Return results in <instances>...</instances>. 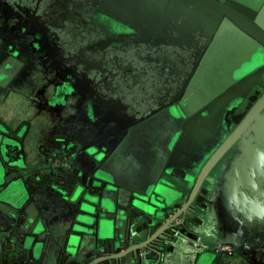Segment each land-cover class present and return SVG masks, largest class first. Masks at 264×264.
Returning <instances> with one entry per match:
<instances>
[{"label": "water", "instance_id": "1", "mask_svg": "<svg viewBox=\"0 0 264 264\" xmlns=\"http://www.w3.org/2000/svg\"><path fill=\"white\" fill-rule=\"evenodd\" d=\"M39 4L48 34L58 36L62 24L71 38L92 33L104 61L148 54L157 65L175 52L182 60L156 104L144 84L123 78L124 97L100 107L119 143L102 145L100 157L86 152L89 171L79 155L65 165L35 157L27 124L20 134L14 121L0 122V264H228L219 249L228 245L264 264V0ZM91 12L111 21L116 38L105 41ZM131 66L139 72L145 62ZM4 69L0 88L18 72L12 62ZM252 90L260 96L222 141V123ZM118 110L125 113L116 121L108 114ZM202 191L212 194V210L197 215L192 203Z\"/></svg>", "mask_w": 264, "mask_h": 264}, {"label": "flooded vegetation", "instance_id": "2", "mask_svg": "<svg viewBox=\"0 0 264 264\" xmlns=\"http://www.w3.org/2000/svg\"><path fill=\"white\" fill-rule=\"evenodd\" d=\"M75 1L72 0V3ZM96 13L88 14L96 30L102 33L105 41L116 38L111 21L98 18ZM39 17V0H0V72L5 70L7 62L14 63L18 69L8 86L0 88V122L9 126V120L14 121L13 127L15 130L21 128L20 134L26 131L23 125L27 124V136L33 141L31 151L35 157L42 155V160H46L49 156H56L57 164L65 165L79 155L81 163L89 171L94 165L86 152L99 154L103 150L102 145L113 151L120 139V132L114 123L105 125L101 121V105L116 107V99L124 97L121 92V87L125 85L124 77L129 83L135 80L144 84L143 88L148 90L147 103L160 102L164 81L171 74L170 69L178 67L182 56L178 52L170 55L173 64L168 59L160 58L157 65H153L154 61L147 60L148 54L127 55L122 61L113 57L104 61L101 53L96 51L102 45L92 33L71 38L67 27L62 24L59 35L51 36L38 20ZM99 19L102 20L99 22ZM107 46L116 50V44L109 43ZM82 49H85L84 54H80ZM79 56L81 60L76 59ZM139 58H145L146 61ZM144 62L145 66L139 72L131 66ZM136 91L137 88L129 92L125 99L126 105L133 104ZM103 92L107 99L103 98ZM259 96V92L252 90L234 113L228 116L230 125L222 121V141ZM174 101L171 102L173 105ZM171 103L165 104L162 109L168 108ZM130 110L128 108L127 112L130 113ZM142 112L148 113L149 110ZM122 113L125 112L118 110L114 116L111 113L108 115L118 121ZM110 134L115 136L110 137ZM24 148L27 149L26 144ZM234 148L222 157L215 172L223 169ZM55 180L61 183L60 179ZM212 197L210 192L204 191L196 195L192 206L196 208L197 215L211 212ZM196 217L200 221V217ZM219 249L226 251L228 264H249L248 259L234 252L233 246Z\"/></svg>", "mask_w": 264, "mask_h": 264}, {"label": "rangeland", "instance_id": "3", "mask_svg": "<svg viewBox=\"0 0 264 264\" xmlns=\"http://www.w3.org/2000/svg\"><path fill=\"white\" fill-rule=\"evenodd\" d=\"M98 19V18H97ZM102 19H99L98 21L100 22ZM59 102V101H58Z\"/></svg>", "mask_w": 264, "mask_h": 264}]
</instances>
